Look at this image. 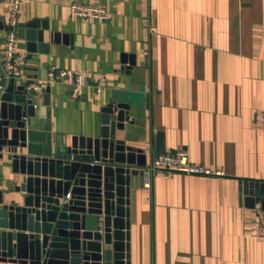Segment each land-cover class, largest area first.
<instances>
[{"label":"crops","instance_id":"1","mask_svg":"<svg viewBox=\"0 0 264 264\" xmlns=\"http://www.w3.org/2000/svg\"><path fill=\"white\" fill-rule=\"evenodd\" d=\"M73 1L99 3L108 17H76ZM7 18L1 2L0 53ZM32 19L60 42L28 53L24 77L46 82L51 65L88 77L78 88L50 81L47 105L37 88L38 131L55 148L94 135L100 109L130 97L116 134L141 147L146 163L185 149L223 172L155 176L151 191L131 176L129 264H264V241L250 236L262 209L245 207L239 190L241 181L264 182V129L254 121L264 111V0H21L18 21ZM11 178L0 161V188Z\"/></svg>","mask_w":264,"mask_h":264},{"label":"water","instance_id":"2","mask_svg":"<svg viewBox=\"0 0 264 264\" xmlns=\"http://www.w3.org/2000/svg\"><path fill=\"white\" fill-rule=\"evenodd\" d=\"M16 36L26 57L60 42L37 19L19 22ZM134 63L131 56L126 67ZM37 88L47 105L50 86L36 76L11 78L0 91V161L12 173L0 188V264H129L130 180L146 164L144 150L116 134L131 98L103 106L94 135H73L55 148L38 131ZM239 190L245 207L259 203L264 212V182L241 181Z\"/></svg>","mask_w":264,"mask_h":264},{"label":"built area","instance_id":"3","mask_svg":"<svg viewBox=\"0 0 264 264\" xmlns=\"http://www.w3.org/2000/svg\"><path fill=\"white\" fill-rule=\"evenodd\" d=\"M20 1L0 0V3H6L8 15L3 48L0 53V91L3 90L5 83L9 79L25 78L22 67L27 52L17 48L16 36V29L19 25L18 13ZM70 9L74 16L83 19L105 20L108 17L105 8L96 2L86 4L73 1L70 4ZM149 30L152 32L153 28L151 27ZM52 80L64 81L72 88H78L88 83V77L86 75L73 70L59 68L55 65L49 66L47 80L46 82L40 83V86L44 87ZM254 121L264 129V111L255 114ZM176 172L204 176H221L223 174L220 168H211L205 164L193 163L189 159L187 150L176 149L175 151L157 154L142 167V187L147 191H151L153 177L162 176L166 178ZM69 196L70 194L67 193L65 199H68ZM250 236L254 239L264 241V216L262 210H257L256 212V219L253 222Z\"/></svg>","mask_w":264,"mask_h":264}]
</instances>
